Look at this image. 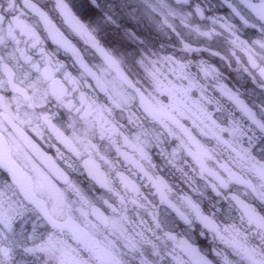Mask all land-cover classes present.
<instances>
[{
    "label": "snow or ice",
    "instance_id": "6c2138e0",
    "mask_svg": "<svg viewBox=\"0 0 264 264\" xmlns=\"http://www.w3.org/2000/svg\"><path fill=\"white\" fill-rule=\"evenodd\" d=\"M0 264H264V0H0Z\"/></svg>",
    "mask_w": 264,
    "mask_h": 264
}]
</instances>
